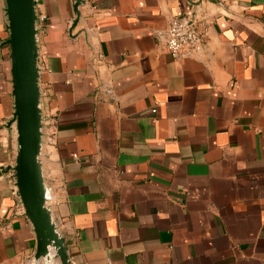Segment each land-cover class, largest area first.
<instances>
[{"label": "crops", "instance_id": "1", "mask_svg": "<svg viewBox=\"0 0 264 264\" xmlns=\"http://www.w3.org/2000/svg\"><path fill=\"white\" fill-rule=\"evenodd\" d=\"M0 0V264L37 239L13 165ZM43 174L71 264H264V0H37ZM175 16L208 29L176 59ZM156 109L155 112L152 110Z\"/></svg>", "mask_w": 264, "mask_h": 264}, {"label": "water", "instance_id": "2", "mask_svg": "<svg viewBox=\"0 0 264 264\" xmlns=\"http://www.w3.org/2000/svg\"><path fill=\"white\" fill-rule=\"evenodd\" d=\"M10 46L17 153L8 169L15 172L16 186L25 214L36 233L37 247L29 264H71L64 237L52 213L51 186L40 160L43 145L37 0H3ZM79 15L83 0H74Z\"/></svg>", "mask_w": 264, "mask_h": 264}, {"label": "built area", "instance_id": "3", "mask_svg": "<svg viewBox=\"0 0 264 264\" xmlns=\"http://www.w3.org/2000/svg\"><path fill=\"white\" fill-rule=\"evenodd\" d=\"M46 14H40L39 21H47ZM208 29L200 28L188 16H175L162 34L166 51L174 58H191L200 55L208 40ZM153 112L156 109L152 110Z\"/></svg>", "mask_w": 264, "mask_h": 264}]
</instances>
